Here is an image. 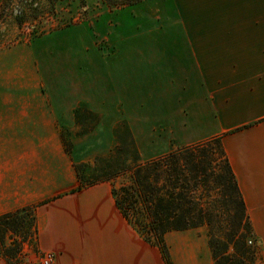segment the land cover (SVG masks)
Here are the masks:
<instances>
[{"label": "crops", "instance_id": "crops-1", "mask_svg": "<svg viewBox=\"0 0 264 264\" xmlns=\"http://www.w3.org/2000/svg\"><path fill=\"white\" fill-rule=\"evenodd\" d=\"M159 3L153 24L116 37L108 56L89 57L70 30L0 46V216L36 206L37 248L55 264H166L118 209L112 183L71 192L77 163L63 133H75L81 107L145 142L157 128L175 147L221 136L264 248V0ZM165 241L173 264H214L205 227Z\"/></svg>", "mask_w": 264, "mask_h": 264}, {"label": "trees", "instance_id": "trees-1", "mask_svg": "<svg viewBox=\"0 0 264 264\" xmlns=\"http://www.w3.org/2000/svg\"><path fill=\"white\" fill-rule=\"evenodd\" d=\"M75 115L81 126L89 120L96 124L100 120L86 107L78 108ZM121 126L126 128L128 137H122L120 127L117 128L120 142L115 148V159L123 157L122 164L112 173L103 169L104 173L92 177L84 175L87 164H76L79 185L71 192L127 175L129 182L113 185L116 205L147 242L160 248L166 264L173 262L165 235L203 226L209 229L214 264H257V252L249 245L250 238L255 239L251 219L223 138L176 147L144 161L129 126ZM107 169L113 168L107 165ZM214 192L219 196H214ZM36 208L27 206L0 216V256L8 264L18 260L32 239L37 246ZM15 235L17 241L13 239ZM7 239L13 245H8Z\"/></svg>", "mask_w": 264, "mask_h": 264}, {"label": "rangeland", "instance_id": "rangeland-1", "mask_svg": "<svg viewBox=\"0 0 264 264\" xmlns=\"http://www.w3.org/2000/svg\"><path fill=\"white\" fill-rule=\"evenodd\" d=\"M159 7V0H4L0 9V46H8L19 40H31L47 34L66 33L70 30L72 34L87 38L89 57L92 56V51L95 53L99 50L108 56L115 51L116 37L143 30L140 25H143L144 19L150 20L153 24L151 20L158 16ZM82 44L85 46L87 44L81 42L83 52ZM57 55L61 56L60 53ZM62 58L64 59V55L61 56ZM58 64L63 65L59 61ZM121 125L122 123L100 121L96 124L89 120L84 126H77L75 133L71 131L63 133L65 147L75 157V163L88 165L84 174L86 177L101 175L104 173L103 169L112 173L116 166L122 164L123 157L115 159V148L120 142L116 136L117 128L120 127L122 137H128L126 128ZM153 133V137L146 142L141 138L135 139L136 143L137 141L141 143L136 145L144 161L155 156L149 153V150L159 145L160 148L165 149L162 143L164 144L165 141L167 143L169 140L161 137L159 128ZM84 139L85 141L79 145L81 148L79 150L75 140ZM168 144L166 153L176 148L177 141L171 139ZM107 165H111L113 169H107ZM127 182L129 176L125 175L114 179L111 183L118 187ZM213 195L217 197L219 193L214 192ZM203 227L206 228L209 237L208 227ZM13 239L18 240L16 235ZM250 240L252 244L249 245L257 252V264H264V248L261 241L253 237ZM13 243L11 239H7L8 245ZM36 251H38L36 242L32 239L30 244L24 246L18 260L11 261V264H41L39 257L41 253L37 254Z\"/></svg>", "mask_w": 264, "mask_h": 264}, {"label": "built area", "instance_id": "built-area-1", "mask_svg": "<svg viewBox=\"0 0 264 264\" xmlns=\"http://www.w3.org/2000/svg\"><path fill=\"white\" fill-rule=\"evenodd\" d=\"M249 244H252V241ZM39 257L41 264H55L56 262V255L54 253H41Z\"/></svg>", "mask_w": 264, "mask_h": 264}]
</instances>
